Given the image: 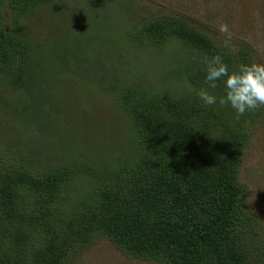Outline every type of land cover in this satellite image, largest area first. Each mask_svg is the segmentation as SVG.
I'll list each match as a JSON object with an SVG mask.
<instances>
[{
	"label": "trees",
	"instance_id": "obj_1",
	"mask_svg": "<svg viewBox=\"0 0 264 264\" xmlns=\"http://www.w3.org/2000/svg\"><path fill=\"white\" fill-rule=\"evenodd\" d=\"M52 1L0 0V80L20 93L19 101L32 97L33 127H48L52 118L30 115L33 102L48 106L47 73L70 69L85 78L101 72L64 46L35 56L21 21ZM123 33L137 46H174L163 83L100 78L102 92L113 95L129 120L117 155L90 162L82 151L62 155L48 139L47 150L14 141L0 148V264H71L97 237L128 257L159 264H264V244L254 238L257 222L238 176L264 107L238 116L197 96L206 57L219 54L233 70L254 62L250 51L221 47L176 12L130 24ZM211 91L222 95V84Z\"/></svg>",
	"mask_w": 264,
	"mask_h": 264
},
{
	"label": "rangeland",
	"instance_id": "obj_2",
	"mask_svg": "<svg viewBox=\"0 0 264 264\" xmlns=\"http://www.w3.org/2000/svg\"><path fill=\"white\" fill-rule=\"evenodd\" d=\"M116 1L54 0L38 5L21 21L36 57L45 58L46 52L64 46L67 53L98 64L101 72L97 69L95 76L85 78L70 69L45 75L43 94L47 93L48 106L43 108L35 101L30 104V115L37 118L36 113H52L48 127H33L27 105L32 97L25 95L19 101L20 93L0 80V148L14 141L25 149L47 150L48 139L62 155L70 152V156H79L82 151L90 162L120 153L129 120L113 95L102 92L100 78L117 75L130 83H163L160 76L169 66L174 46H137L123 33L130 24L154 15L179 13L221 47L243 46L255 63L264 64V0ZM223 26L227 32L221 30ZM239 168V180L257 222L253 235L264 244V121L253 127ZM71 264L159 263L128 257L109 239L97 237L76 252Z\"/></svg>",
	"mask_w": 264,
	"mask_h": 264
},
{
	"label": "clouds",
	"instance_id": "obj_3",
	"mask_svg": "<svg viewBox=\"0 0 264 264\" xmlns=\"http://www.w3.org/2000/svg\"><path fill=\"white\" fill-rule=\"evenodd\" d=\"M221 30L227 32V26ZM203 63L204 86L197 91L203 105L228 106L238 116L264 107V64L241 62L230 70L219 54L206 57ZM218 84L223 86V93L219 96L211 91ZM185 86L189 92L193 91V85L187 80Z\"/></svg>",
	"mask_w": 264,
	"mask_h": 264
}]
</instances>
